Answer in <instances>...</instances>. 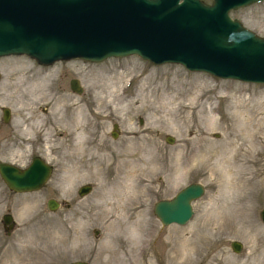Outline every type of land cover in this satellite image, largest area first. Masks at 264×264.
<instances>
[{
    "label": "rangeland",
    "instance_id": "obj_1",
    "mask_svg": "<svg viewBox=\"0 0 264 264\" xmlns=\"http://www.w3.org/2000/svg\"><path fill=\"white\" fill-rule=\"evenodd\" d=\"M230 15L264 36V0ZM34 73L46 77L39 82L48 96L65 100L31 104ZM72 78L80 93L70 88ZM96 98L112 110L103 105L96 113ZM31 105L52 128L48 137L30 129ZM77 105L95 129L81 143L65 132L71 123L53 120L77 115ZM37 154L53 166L39 189L16 192L0 176V216L10 212L13 224L7 233L0 223V264H264V83L135 54L48 65L0 56V160L26 166ZM123 182L131 183L126 193ZM191 182L205 190L190 219L161 224L155 202ZM86 183L91 190L80 195ZM48 198L60 206L48 209ZM232 240L242 243L239 252Z\"/></svg>",
    "mask_w": 264,
    "mask_h": 264
},
{
    "label": "water",
    "instance_id": "obj_2",
    "mask_svg": "<svg viewBox=\"0 0 264 264\" xmlns=\"http://www.w3.org/2000/svg\"><path fill=\"white\" fill-rule=\"evenodd\" d=\"M257 1L0 0V56L26 55L48 65L73 58L100 61L135 54L154 64L178 63L189 71L264 83V36L230 15L232 9ZM70 88L81 92L77 78L70 80ZM2 118L5 122L10 118L7 107ZM166 139L173 142L171 136ZM52 167L39 155L25 167L0 160V176L13 191H32L44 185ZM90 190L91 184L86 183L78 192L84 195ZM204 190L202 183L191 182L171 198L156 201L153 212L163 225H183L193 214L192 202ZM60 204L55 198L46 201L50 210ZM259 214L264 222V207ZM3 221L12 228L10 212L4 213ZM231 247L239 252L242 243L232 240Z\"/></svg>",
    "mask_w": 264,
    "mask_h": 264
},
{
    "label": "bare ground",
    "instance_id": "obj_3",
    "mask_svg": "<svg viewBox=\"0 0 264 264\" xmlns=\"http://www.w3.org/2000/svg\"><path fill=\"white\" fill-rule=\"evenodd\" d=\"M240 38V36H238ZM163 62H166V61H163ZM250 66V65H249ZM258 69V68H257ZM41 77L43 79H46L45 76H41L39 73H34L30 78V86H29V91H30V100H31V104L36 102L37 100H40V101H44V99H46L47 97H52L54 98V106H55V103L57 102L58 104L62 101H64L65 97H63V95H58L53 97L52 94H49L48 92V88L46 86V83H40L39 82V79H41ZM42 80V79H41ZM43 81V80H42ZM170 97V96H169ZM171 100V99H170ZM108 101V100H107ZM140 102V101H139ZM95 104H96V108H95V112L96 113H99L101 111V109H103V105H105V109L106 110H112L111 107L109 108V102H106V101H99V98H96V101H95ZM35 105V104H34ZM34 105H31L28 107V117L27 119L30 120L29 121V126H30V129L33 130L34 132H40L42 133L44 136L48 137L51 133H52V128L51 127H47L44 125L43 123V119H36L37 116H36V108L33 107ZM64 105V103H63ZM196 107V106H195ZM56 109V108H54ZM76 111H77V115H74L70 118L68 117H65L63 115H60V116H57L55 115L53 117V120L57 123H60V121H66L67 123H71L70 125L66 124L67 126H65V129H66V133L73 136L74 139L77 141V143H81V141L83 140V137H89L92 132L95 131L94 128L90 127V124L88 123V119L85 117L84 113H83V107L81 105H77L76 106ZM106 113V112H105ZM53 114V113H52ZM108 114V113H107ZM196 114V113H195ZM107 116V115H106ZM210 117V116H209ZM68 128V129H67ZM200 132V131H199ZM53 137V136H52ZM86 138L84 140H86ZM60 141V140H59ZM79 141V142H78ZM53 142V141H52ZM85 144V143H84ZM59 145V144H58ZM81 145V144H80ZM125 153V151L123 152V154ZM126 153L128 154V151L126 150ZM121 155V154H120ZM123 156V155H121ZM237 160V159H236ZM191 164V163H190ZM35 172L36 173H39L38 171V168L35 167ZM33 170V167L31 168ZM127 172V176L128 175H131V173L133 172L132 171H126ZM129 178V177H128ZM121 180V178H120ZM129 181V180H128ZM132 182V181H130ZM131 184V183H130ZM129 182H123V183H120V186L122 187L123 190H125V193L126 191L128 190L127 188L130 186ZM128 195V194H127ZM120 197V196H119ZM122 201H124L123 199L124 198H121ZM123 204H121V202L119 201L118 203V207L115 206V208H119V207H122ZM130 219V218H129ZM132 229V228H131ZM134 233V231L132 232V234ZM145 236V235H144ZM139 241V240H138ZM186 249V248H185Z\"/></svg>",
    "mask_w": 264,
    "mask_h": 264
},
{
    "label": "flooded vegetation",
    "instance_id": "obj_4",
    "mask_svg": "<svg viewBox=\"0 0 264 264\" xmlns=\"http://www.w3.org/2000/svg\"><path fill=\"white\" fill-rule=\"evenodd\" d=\"M3 215H4V213L0 216V223H1L2 227H3V229H4L7 233H10L13 227L10 228V229H8V227H7L8 224H5L4 221H3ZM6 227H7V228H6ZM78 260H83V259H78Z\"/></svg>",
    "mask_w": 264,
    "mask_h": 264
}]
</instances>
